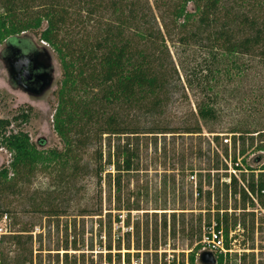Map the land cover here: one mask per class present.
I'll return each mask as SVG.
<instances>
[{"label":"rangeland","instance_id":"1","mask_svg":"<svg viewBox=\"0 0 264 264\" xmlns=\"http://www.w3.org/2000/svg\"><path fill=\"white\" fill-rule=\"evenodd\" d=\"M145 1L163 33L162 49L169 64L164 69L174 86L163 114L150 116L127 107L123 112L137 133L94 136L76 151L78 169L57 163L17 179L13 193L0 195L8 216L7 234L0 238V264H121L123 259L190 264V255L197 245L202 248L204 234L216 223L217 212L228 218L220 225L229 229L227 237L223 230L231 249L224 263L264 264V197L260 201L257 194L250 195L251 204L238 193L252 177L258 179L264 164V60L255 53L230 59L214 48L183 45L178 29L169 36L161 22L179 0ZM39 2H31V11L40 8ZM261 3L264 0L223 2L235 15L250 16L262 14ZM188 9L193 10L192 3ZM77 19L83 25L72 28L74 36L99 31L95 17ZM28 33L52 55L55 80L43 96H30L8 84L0 59V118L11 120L9 129L26 131L34 142L43 139L44 148L61 149L52 124L61 66L54 50ZM3 47L0 44V51ZM213 53L219 54L218 62ZM205 67L221 72L210 80L214 88L208 93L202 90ZM194 69L199 83L189 85L187 77ZM206 94L214 101V121H202L197 112L207 101ZM23 111L29 113L26 123L13 120ZM156 125L161 128H150ZM196 125L199 132H184ZM168 126L177 128L164 132L167 128L162 127ZM126 143L138 158L132 171L119 176L118 192L114 185L118 172L109 155ZM10 161V153L0 148V168ZM232 176L238 182L231 185ZM16 235L20 243L15 242Z\"/></svg>","mask_w":264,"mask_h":264},{"label":"trees","instance_id":"2","mask_svg":"<svg viewBox=\"0 0 264 264\" xmlns=\"http://www.w3.org/2000/svg\"><path fill=\"white\" fill-rule=\"evenodd\" d=\"M35 1L0 0V44L23 45L32 40L28 33L32 32L57 54L62 79L57 90L52 124L63 147L44 148L43 139L34 142L26 131L18 127L9 129L11 120L0 118V148L11 155L9 165L0 168V195L13 193L17 179L39 167L48 168L59 163L65 166L71 164L78 169L76 151L90 144L94 136L137 133L138 129L127 121L128 115L123 110L138 108L146 115L161 116L169 100V89L174 87H170V78L164 69L169 64L162 49L163 33L145 0H39L40 8L33 12L31 2ZM155 1L165 3L163 0ZM223 2L179 0L172 3L169 18L161 16L165 33L170 36L172 30L178 29L177 38L181 44L214 48L217 52L222 51V57L226 54L232 59L239 54L255 53L264 60L263 3L260 4L262 14L250 16L242 13L235 15L233 9L226 8ZM190 3L193 4L192 11L188 9ZM82 15L96 18L99 31L95 35L71 34L72 28L81 26L77 18ZM218 55L212 54L217 62ZM210 66H213L212 63ZM205 69V84L208 86L203 84L202 90L208 93L214 88L210 80H215L221 72H216L213 67ZM196 71L194 69L187 77L189 85L198 81ZM199 72L204 71L200 69ZM225 73L229 72L226 70ZM205 96L207 101L197 109L199 118L214 121L217 119L214 101L208 94ZM100 104L103 106L99 107ZM13 120L26 123L29 113L23 111ZM176 128L162 127L164 132ZM184 130L186 133H197L200 129L196 125ZM137 158L129 143L118 146L114 153H110L109 163L118 172L114 178L118 192L121 191L119 176L122 172L132 171ZM236 169L242 168L238 166ZM231 182L232 185L238 181L232 176ZM238 193L251 204L254 202L250 195L257 194L258 199L263 200L264 164L260 167L258 179L252 177ZM5 212L0 202V218ZM227 219L226 214L220 217L217 212L216 229H220L221 223L224 224ZM224 227L227 237L229 229L227 225ZM14 239L20 243V236L16 235ZM225 246L229 249L228 240ZM196 248L197 251L189 257L190 264H197L196 254L201 245ZM216 260V264H228L224 263L223 253L218 254Z\"/></svg>","mask_w":264,"mask_h":264},{"label":"flooded vegetation","instance_id":"3","mask_svg":"<svg viewBox=\"0 0 264 264\" xmlns=\"http://www.w3.org/2000/svg\"><path fill=\"white\" fill-rule=\"evenodd\" d=\"M44 47V46H43ZM42 46H39L33 40L17 46L9 42L4 43V47L0 51V59L4 65V68L8 76V84L14 89L23 91L24 93L30 95L29 93L34 92L41 85V81L37 79V76L44 71V68L37 65L35 62H30L27 66L22 67L18 70L17 74L10 76L8 73V68L10 63L9 58L16 59L23 56L32 55L39 52ZM40 63L43 61H39ZM28 70L29 74L24 75L25 71Z\"/></svg>","mask_w":264,"mask_h":264},{"label":"water","instance_id":"4","mask_svg":"<svg viewBox=\"0 0 264 264\" xmlns=\"http://www.w3.org/2000/svg\"><path fill=\"white\" fill-rule=\"evenodd\" d=\"M32 61L43 67L44 71L37 76V79L41 81L40 87L29 94L34 97H41L51 89L55 80L53 58L46 47H42L39 52L28 55L27 57L23 56L16 59L9 58L8 62L10 63V67L8 68V73L10 76H13L17 74L19 69L27 66ZM39 61H43V63ZM27 74H29L28 70L25 71L24 75ZM198 261L200 264H216V257L211 251H202L198 256Z\"/></svg>","mask_w":264,"mask_h":264},{"label":"built area","instance_id":"5","mask_svg":"<svg viewBox=\"0 0 264 264\" xmlns=\"http://www.w3.org/2000/svg\"><path fill=\"white\" fill-rule=\"evenodd\" d=\"M46 44V43H45ZM7 214H4L0 218V238L3 234H7ZM202 248L197 253L196 261H198V256L202 251H211L214 253L216 259L217 255L223 253L224 256L229 252L231 249H227L224 242L223 237V229H216V223L211 227V229L206 232L202 239ZM217 263V260H216ZM121 264H141V262L137 260H132L130 263H127L125 259L122 260Z\"/></svg>","mask_w":264,"mask_h":264}]
</instances>
